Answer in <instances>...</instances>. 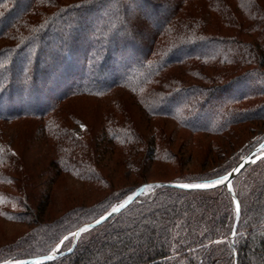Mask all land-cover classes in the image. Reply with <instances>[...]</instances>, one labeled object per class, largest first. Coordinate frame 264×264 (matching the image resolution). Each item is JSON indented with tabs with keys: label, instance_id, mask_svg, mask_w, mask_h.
<instances>
[{
	"label": "trees",
	"instance_id": "16d2710c",
	"mask_svg": "<svg viewBox=\"0 0 264 264\" xmlns=\"http://www.w3.org/2000/svg\"><path fill=\"white\" fill-rule=\"evenodd\" d=\"M77 100L93 104L87 117L66 107ZM23 122L31 126L8 143L4 132ZM166 123L190 136L179 150L193 140L210 168L141 179L154 165L180 166L178 138ZM256 123H264V0H0V182L14 187L0 193L19 207L7 215L28 228L0 245V264L46 256L58 244L68 250L75 230L142 184H204L227 175L264 140L237 134ZM78 124L80 136L72 130ZM32 140L48 151L36 153ZM238 146L240 154L214 167ZM106 154L120 156L140 182L112 188ZM60 176L103 196L46 221ZM230 188L239 205L235 225L224 186L152 187L80 234L72 253L41 264H264V157Z\"/></svg>",
	"mask_w": 264,
	"mask_h": 264
},
{
	"label": "rangeland",
	"instance_id": "374dc122",
	"mask_svg": "<svg viewBox=\"0 0 264 264\" xmlns=\"http://www.w3.org/2000/svg\"><path fill=\"white\" fill-rule=\"evenodd\" d=\"M25 2L26 0H22ZM157 17L150 18V22H157ZM147 31L143 33L141 37L146 38ZM140 45L145 44V40H142V38H137ZM105 83H108V80L103 79L101 80ZM90 105H93L90 102H87ZM87 103L84 101H70L66 105L67 108H70L74 112H76L78 115L82 117H87L85 108L87 107ZM200 117V116H199ZM202 118V117H200ZM203 119V118H202ZM167 124V123H166ZM26 125H30L28 122H23L20 125L16 126V128H8V132H4V137L6 135V140L9 143V140L13 139L12 135L13 133H18L21 131L22 127H25ZM168 125V124H167ZM166 127H170V130L176 133V137L178 138L174 143L175 145V151L178 152L179 157V168H171L170 166H163V165H154L149 170H146L141 177H138L134 174V172L130 171V169H125L118 160V155H111L108 159V155L105 157L104 161V167L106 164V167L103 169L105 170V173L107 174L109 181L111 183L112 188L121 190L123 188H128L132 185L138 184L141 179L151 181V180H170L172 177L178 175L179 172H197L201 170H206L210 168L209 166H204L201 164V162L204 160V149H194L192 146L194 145L193 140L188 141L185 146L186 148L183 149L181 147V151L179 150L180 143H182V139L187 140L190 138L187 134L183 132H178V130H174V127L169 124ZM83 125L78 124L76 126H73L72 130L76 133L77 136H80L83 130ZM253 126L256 128H250L249 125L242 126L237 128V134L241 137L242 140L249 142L253 139L260 137L262 134H264V123H256ZM249 127V128H248ZM169 130V131H170ZM250 131V132H249ZM9 134V135H7ZM195 138V136H193ZM197 141L200 145L207 147L208 139L205 138V136H198ZM183 140V141H184ZM217 140V139H216ZM218 143L222 146H224V142L222 140H218ZM33 147V150L35 152H44L48 151L47 147L43 145L42 143L32 140L31 142ZM193 144V145H192ZM44 150V151H43ZM210 152V151H209ZM241 153V147H234L233 149H229L227 155L222 156L220 155L218 158L217 155L214 153H209L210 158L216 157L219 161L216 162L214 167H219L226 163L231 157L236 156L237 154ZM208 155V154H207ZM244 156L241 157V159ZM222 159V160H221ZM119 162V163H118ZM109 170V172L107 171ZM112 170V172H111ZM141 178V179H140ZM0 191H10L14 192V187L10 183L1 181L0 182ZM148 191V190H147ZM43 191L39 192L42 194ZM50 193V192H49ZM106 193V192H104ZM2 193H0V245H3L5 243L13 241L15 238L26 232L28 229L26 225L23 223H20L19 221H16V219L12 216L7 215L8 211H17L19 210V207L17 204L10 199L9 197H2ZM103 196V193L95 192L92 187H87L85 185H82L80 183H77L76 181L72 180L68 176H60L56 183L53 185L52 193H50V198L48 199L47 208L45 209V212L43 214V219L46 221L52 220L53 218H56L58 215H60L65 210L71 208L72 206L76 205H90L92 202H95L97 199L101 198ZM129 196V195H128ZM58 246V247H57ZM56 246V249H59L60 245L58 244ZM9 263L6 262L4 264Z\"/></svg>",
	"mask_w": 264,
	"mask_h": 264
},
{
	"label": "water",
	"instance_id": "95a60500",
	"mask_svg": "<svg viewBox=\"0 0 264 264\" xmlns=\"http://www.w3.org/2000/svg\"><path fill=\"white\" fill-rule=\"evenodd\" d=\"M262 145H264V140H262L253 150H251L249 153H247L239 162L238 164L225 176H227V180L224 181L221 184H217V185H210L209 187H214V186H224L228 193L230 194V196L232 197V199L234 200L235 206H236V214L234 217V225L238 219L239 216V205H238V201L235 197V195L233 194L231 188H230V184L233 181V179L247 166L255 163L257 160H259L260 158L264 157V148H262ZM206 184V183H204ZM182 185L184 184H174V183H170V182H154V183H147V184H142L140 185L138 188H136L129 196H127L124 201L117 207H115L117 210L113 211V209H111L108 213H106L104 216V219L101 220L100 218L92 223H88V224H84L81 227H79L77 230H75V232L72 234L73 238H72V243L71 246L68 250L66 251H59L58 249L56 251H53L52 253L43 256V257H38V258H31L28 260L23 261L24 264H34L35 261L39 260L41 263L44 262H48L51 260H55L59 257L68 255L70 253H72V251L74 250L75 246H76V242L78 240V237L80 236V234H82L85 231H80L81 229H87L90 230L102 223H104L105 221L109 220L110 218L114 217L116 214H118L119 212H121L123 209H125L132 201H134L139 195H141L142 193L146 192L147 190H149L152 187H163V186H168V187H177V188H182V189H192V188H185L182 187ZM207 187V188H209ZM204 189V188H202ZM121 205H123L121 207ZM86 230V231H87ZM233 239H234V230H232V234L230 236V244L231 247L233 248ZM51 256L52 259H46V257ZM7 264H16V263H7ZM234 264H236V261L234 262Z\"/></svg>",
	"mask_w": 264,
	"mask_h": 264
},
{
	"label": "snow or ice",
	"instance_id": "6c2138e0",
	"mask_svg": "<svg viewBox=\"0 0 264 264\" xmlns=\"http://www.w3.org/2000/svg\"><path fill=\"white\" fill-rule=\"evenodd\" d=\"M81 127H83V126H81ZM262 148H264V145H262ZM226 180H227V176H220L217 179L210 181L209 183H206V184H184V185H182V187H185V188H207L210 185L221 184ZM122 206L123 205H121V207ZM116 210H117L116 208H113V211H116ZM100 219L103 220L104 217H101ZM86 230L87 229L85 228V229H81L80 231H86ZM56 250H57L56 248L53 249V251H56ZM46 259H52V257L49 255L48 257H46ZM16 264H24V262L18 261V262H16ZM34 264H41V262L39 260H37L34 262Z\"/></svg>",
	"mask_w": 264,
	"mask_h": 264
}]
</instances>
